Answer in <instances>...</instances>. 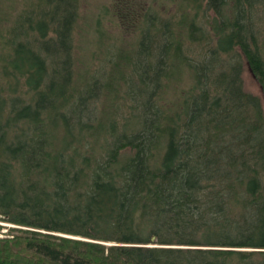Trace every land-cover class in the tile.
I'll return each mask as SVG.
<instances>
[{
  "label": "trees",
  "instance_id": "obj_1",
  "mask_svg": "<svg viewBox=\"0 0 264 264\" xmlns=\"http://www.w3.org/2000/svg\"><path fill=\"white\" fill-rule=\"evenodd\" d=\"M27 1L0 8V264H264V0L148 8L87 57L78 0Z\"/></svg>",
  "mask_w": 264,
  "mask_h": 264
},
{
  "label": "rangeland",
  "instance_id": "obj_2",
  "mask_svg": "<svg viewBox=\"0 0 264 264\" xmlns=\"http://www.w3.org/2000/svg\"><path fill=\"white\" fill-rule=\"evenodd\" d=\"M13 3L15 8H24L26 0H0V8H8ZM78 3L79 18L74 31V44L76 52L86 57L96 44L95 37L99 28L106 31L111 42L119 43L126 48L135 38L138 24L135 19L148 8L157 10L161 17H172L174 20L182 13V8H188L185 0H78ZM209 14L214 16V12ZM201 22L202 19L199 23ZM106 52L107 47L104 49V54ZM243 82L247 91L261 98L264 110V94L261 85L245 61ZM19 226L0 220V238L12 237V233H15L12 229Z\"/></svg>",
  "mask_w": 264,
  "mask_h": 264
}]
</instances>
